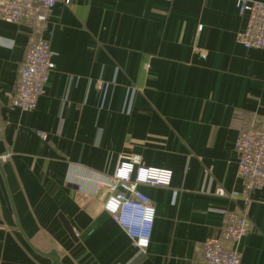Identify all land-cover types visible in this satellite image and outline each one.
Here are the masks:
<instances>
[{
	"label": "crops",
	"instance_id": "1",
	"mask_svg": "<svg viewBox=\"0 0 264 264\" xmlns=\"http://www.w3.org/2000/svg\"><path fill=\"white\" fill-rule=\"evenodd\" d=\"M244 27L236 0H59L42 25L0 21V264H53L52 250L60 264H205L224 212L245 210L216 196L243 190L235 141L264 129V48L237 44ZM40 39L55 70L22 112L11 98ZM132 156L172 172L169 186H140L156 209L147 248L106 212L104 189L73 181ZM248 217L250 232L224 246L264 264V189Z\"/></svg>",
	"mask_w": 264,
	"mask_h": 264
},
{
	"label": "built area",
	"instance_id": "2",
	"mask_svg": "<svg viewBox=\"0 0 264 264\" xmlns=\"http://www.w3.org/2000/svg\"><path fill=\"white\" fill-rule=\"evenodd\" d=\"M59 0H0V21L19 25L35 21L47 23ZM71 0H64L69 5ZM237 10L245 20V27L236 35V42L246 50L264 48V3L255 0H236ZM201 32V29H199ZM55 54L48 41L38 40L27 49L24 61L18 70V80L11 104L22 112L36 109L39 100L46 94L51 74L55 70ZM239 156L237 176L243 182V190L226 192L218 188L216 196L230 200H242V212H224L219 237L208 238L203 246L205 264H241L238 249L227 250L224 242L235 245L250 232L248 208L255 192L264 189V129L243 130L235 144ZM87 178L76 181L82 185L79 191L104 189V209L118 226L139 248L150 244L156 209L151 199L140 186H169L172 172L148 168L142 165L140 156H132L120 162L111 175L88 172ZM74 179V178H73Z\"/></svg>",
	"mask_w": 264,
	"mask_h": 264
},
{
	"label": "water",
	"instance_id": "3",
	"mask_svg": "<svg viewBox=\"0 0 264 264\" xmlns=\"http://www.w3.org/2000/svg\"><path fill=\"white\" fill-rule=\"evenodd\" d=\"M61 221L62 223L64 224L66 230L68 231V233L70 234V236L73 238V239H76L75 238V234L73 233V230H72V227L70 225V223L65 220L64 218L61 217ZM46 257H48L49 259L52 260L53 264H60V258L58 256V252L56 250H52L50 253L48 254H44Z\"/></svg>",
	"mask_w": 264,
	"mask_h": 264
}]
</instances>
